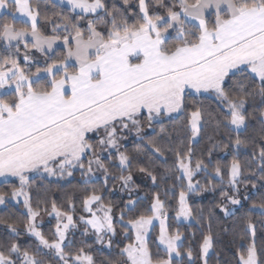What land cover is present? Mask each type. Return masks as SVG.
<instances>
[{
    "label": "snow or ice",
    "instance_id": "1",
    "mask_svg": "<svg viewBox=\"0 0 264 264\" xmlns=\"http://www.w3.org/2000/svg\"><path fill=\"white\" fill-rule=\"evenodd\" d=\"M40 2L0 0V9L9 10L13 17L12 21L7 18L0 21V90H3L0 91V177L18 179L19 187L13 189L11 199L19 203L23 198L24 232L37 242L34 249L31 245L22 249L18 226L0 219V224L7 225L11 240L10 245L0 241V264H41L38 257L47 255H52L57 264H95L94 257L84 247L74 253L66 251L72 246L68 234L77 228L73 215L76 206L71 200L67 211L52 202L49 215L54 213L57 221L52 239L46 238L38 228L35 221L40 209L32 207L26 191L29 174L63 178L79 169L85 177L84 183L88 184L96 178L95 170H99L104 174L102 188L106 189L110 163L116 160L121 174L112 179L120 181L122 190L131 191L133 158L120 150L121 141L133 130L138 140H145L144 122L154 128L161 117L180 116L187 108L188 95L193 93L215 94L231 126L228 130L237 133L245 130L248 116L244 109L249 98L258 94L264 103V0H172L171 6L155 0L157 5L166 8L163 16L150 11L147 0H138L139 13L133 10L134 22H129L127 15L129 0H123V9L115 5L109 9L104 0H67L75 13V22L62 14V23H53L45 17L52 26L54 34L51 36L39 27ZM16 14L26 18L21 21V27L14 22ZM89 15L94 19H88ZM82 20H88L86 29L79 23ZM98 25H102L103 30H99ZM173 32L175 37H172ZM61 39L65 49L61 59L43 69L37 67L35 72H26L21 67V45L27 65L31 63V50L47 57ZM170 39L175 43L170 44ZM41 72L48 77L43 82H40ZM232 77H238L237 83L228 90L225 85ZM257 86L258 93L248 90ZM194 108L188 113L186 124L173 129L178 136L191 133L187 151L177 148L174 152V179L181 184L175 208L177 222L181 218L189 222L195 218L188 204L189 193L216 187L211 179L205 185L199 181L193 183L195 175L202 171L207 173L211 165L210 159L208 163L200 159L192 166L191 144L201 131L204 116L201 107L194 105ZM259 116L264 118V109ZM260 123V139L264 140V119ZM166 136L169 141L172 139L161 128L160 134L148 139L150 162H166V150L161 146ZM252 143L256 144V140ZM231 146L238 150L247 147L248 142L237 135ZM257 147L251 162L257 165L262 174L260 179L264 180V144ZM135 151L144 154L146 149L138 145ZM167 151H172L171 147ZM125 170H128L127 175L123 174ZM139 171L156 183L157 176L152 171L145 167H140ZM245 171L256 175L251 167L245 169L235 155L226 169L227 181L219 162L212 169L213 178H219L221 184L227 183L232 191L231 195L221 191L218 207L225 216L232 211L223 201L241 205L237 198L238 184ZM162 179L167 181L168 177ZM184 181H187L186 187ZM84 192L82 209L88 216H80L84 227L82 235L87 237L91 229L97 244H104L108 236L106 246L110 249L119 223L124 239L130 241L119 252L120 264H185V257L188 264L194 261L191 246L181 251L183 234L179 230L170 231L169 213L158 193L139 215L124 223L125 212H133L138 201L129 199L116 221L111 204L103 203L101 189L93 187L89 191L86 188ZM5 203L6 194H0V205ZM252 209H259L264 216V202L253 204ZM157 221V255L163 252L166 259H154L149 247V236ZM244 223L252 241L246 249L238 248L237 264H264L255 244V225L250 218ZM212 248L213 237L209 230L199 244L203 264H208L207 256Z\"/></svg>",
    "mask_w": 264,
    "mask_h": 264
},
{
    "label": "trees",
    "instance_id": "2",
    "mask_svg": "<svg viewBox=\"0 0 264 264\" xmlns=\"http://www.w3.org/2000/svg\"><path fill=\"white\" fill-rule=\"evenodd\" d=\"M104 2L108 5L109 9L114 5L121 9L125 7L123 0H104ZM147 3L149 4L150 11L155 10L157 14L162 16L166 15V8L157 5L155 0H147ZM162 3L171 6L172 0H162ZM129 5L130 7L127 11L129 22H134L136 16L133 15V10L135 13H139L138 0H129ZM61 14L65 17L72 18L73 22H75V13L66 5L53 0H41L39 24L41 31L46 35H53L52 26L44 18L48 17L53 23H62L60 19ZM101 15H103L102 10ZM5 18L9 21L13 20L11 13H0V21H3ZM211 18L214 19V17ZM88 19H94V17L89 15ZM14 22L17 27L23 26L20 20L15 19ZM79 23L82 28L86 29L88 20H82ZM97 27L99 30H103L102 25H98ZM60 34L61 36L64 35L62 30ZM175 35L173 32L172 37H175ZM169 43L172 44L175 41L170 39ZM64 51L65 49L63 48L56 49L54 52L47 54L46 57L33 49L29 52L31 63L26 65L23 59L24 49L23 45H21L19 61L21 67L26 72H35L37 67L43 69L53 61L61 59ZM47 78L41 77L40 82H43ZM237 79L238 77L230 78L225 88L232 90L237 83ZM248 90L258 93V86L249 88ZM186 103L187 108L183 114L180 116L175 115L172 118L161 117L154 128H150L147 122H144L142 132L147 133L145 140H138L133 130L127 134L128 138L126 140L121 141L123 146L120 150L126 151L133 158L131 166L133 181L129 186L131 191L128 189L122 190L120 181L118 179H112L113 176L118 177L121 174L117 166L118 161L116 160L110 163V175L106 189L102 188L104 174L99 170H95V177L98 179L94 178L88 184L84 183L85 177L81 176L79 169L74 170L72 176L65 174L63 178L59 176L53 178L36 177L29 180L27 191L31 199L32 207L34 209L39 208L41 214L51 213L53 201H55L57 207L62 211L68 210L70 200L75 203L76 207L73 215L77 223V228L73 229L74 232L68 235L69 240L72 241V246L66 248V251L74 253L80 247H84L85 251L94 257L95 264H120L122 260L119 252L124 247L123 243L112 241V247L109 249L106 245L95 243V236L90 230L87 237L82 235L84 227L80 224V216H85V212L82 209L84 190L87 188L91 191L93 187H96L101 189L100 194L104 197L103 203L105 205L111 204L113 216H120L122 210H124V205L129 199L138 201L137 207L133 212H125V219L123 221L125 223L128 219L139 215L145 207L150 205L153 196L158 193L169 213L168 224L170 225V231L174 232L179 230L183 234L184 240L181 251L189 246L194 249L195 259L192 264H203V261L200 259L199 244L203 235L207 234L209 230L213 237V248L207 257L208 264H237L238 248L243 247L246 249L252 241L251 233L244 223L245 219L250 218L255 225V244L258 257L264 261V216L260 214L259 209H252L253 204L259 205L264 202V180L260 179L262 174L257 168V165L251 162L253 152L258 151L257 145L264 144V140L260 139L262 127L260 120L264 118L259 116L260 110L264 109V103H261V98L258 94L254 98H249L244 109L245 115L248 116L247 128L239 133L228 130L231 126L227 124L220 110L223 106L219 105L215 94H190L187 97ZM194 105L203 109L204 116L198 139L191 144L193 148L192 164L195 165L196 161L200 159L208 163L210 159L211 165L208 172L205 173L202 171L196 178L201 185H205L211 179L216 187L215 189L191 193L188 197V204L195 218L190 223H178L175 219V208L177 207L181 184L174 179L176 174V157L174 152L177 148H181L185 152L187 151L191 133L187 132L178 136L173 129L178 125L182 126L186 124L188 113L195 110ZM161 128L165 129L172 137L170 141L167 139V136L164 141H161V146L166 150L167 160L166 162H162V160L150 162L149 153H151V148L148 147L147 141L148 139L155 138L157 134H160ZM237 135L248 142L247 147L242 146L237 150L231 146ZM253 139L256 140V144L252 143ZM138 145L146 149L144 154L136 153L135 149ZM225 145H229V147L226 148ZM169 147H171L172 151H167ZM234 155L239 159L245 169L251 167L255 170L256 175L253 176L245 171L244 177L241 178V182L238 184L240 192L238 196H241L243 199L247 197V199L231 215L224 216L218 207L222 200L221 191H228L230 195L232 191L227 183L221 184L219 178H213L214 173L212 169L219 162L225 170L224 179L227 181L226 169L230 165ZM87 159L88 157H85V161ZM140 167L147 168L157 176L155 184L151 177L139 171ZM123 174L127 175L128 170H125ZM165 176L168 177L167 181L162 179ZM245 180H247V183L244 182ZM253 183L256 184V187H253ZM173 185L175 186L173 187ZM183 186L185 187L184 182ZM18 187L19 185L13 181L2 183L0 184V194H6L7 199L11 196L13 189ZM223 203H226V200ZM250 209L252 210L249 211ZM0 219H4L8 223H15L18 226L22 233L18 238L22 249L29 245L34 249L36 241L32 240L24 232L26 213L23 211L22 204L15 205L8 202L4 207H0ZM198 220L199 223L197 222ZM54 228L55 223L53 222L42 226L40 230L46 238L52 239L51 233L54 232ZM8 235L7 225L0 224V241H4L7 245H10L11 240L8 239ZM149 247L154 259H166V254L163 252L157 255V248L153 237L149 239ZM38 259L41 260V264H57V260L52 255L49 258L40 256ZM185 264H188L187 257H185Z\"/></svg>",
    "mask_w": 264,
    "mask_h": 264
},
{
    "label": "rangeland",
    "instance_id": "3",
    "mask_svg": "<svg viewBox=\"0 0 264 264\" xmlns=\"http://www.w3.org/2000/svg\"><path fill=\"white\" fill-rule=\"evenodd\" d=\"M53 1H57V2H59V1H61V0H53ZM61 4H64V5H66L67 6V0H63V3L62 2H60ZM68 7V6H67ZM6 13V12H8V13H10L9 12V10H7V9H0V13ZM12 15V14H11ZM19 15V14H18ZM60 48H64V45H63V40L61 39V40H58L57 42H56V44H55V48L54 49H60ZM41 77H47V75L45 74V73H43V72H41ZM0 91H3V90H0ZM199 136V135H198ZM198 136L194 139V141H193V143L198 139ZM192 166L193 167H195V165H193L192 164ZM201 172H199V173H197L196 175H195V177H194V179H193V183H195L196 181H198L197 180V176L200 174ZM184 183H185V187H186V185H187V181H184ZM26 191H27V189H26ZM28 192V191H27ZM240 193V192H239ZM191 193H189L188 194V197H189V195H190ZM188 197H187V199H188ZM237 198L238 199H240L241 200V204L244 202V200L245 199H243V198H241V196H237ZM12 203V204H15V205H18V204H22V208H23V211L26 213V209L24 208V206H23V198H20V202L19 203H17V201H15V200H13V199H11V196L10 197H8L7 199H6V203ZM6 203L4 204V205H0V207H4L5 205H6ZM231 211H232V213L235 211V209L238 207V206H233V205H231V204H229L227 201H226V203H224ZM95 207V206H94ZM223 213V212H222ZM223 215L225 216V214L223 213ZM88 216V213H86L85 212V217H87ZM176 216V215H175ZM114 217V219L116 220V221H119V219H120V216H113ZM193 220H191L190 222H192ZM36 224H37V226H38V228L40 229L42 226H44V225H46V224H50V223H55V225H56V218H55V214L53 213L52 215H49V213L48 214H41L40 213V215L36 218ZM189 221H185V220H183L182 218H181V220L178 222V223H190ZM125 223V222H124ZM91 232H92V230L91 229H89ZM54 231H55V228H54ZM74 232V230L72 229V230H70V232H69V234L68 235H70L71 233H73ZM116 236H114V237H112V241H116V242H119V243H123L124 244V246L126 245V244H128L130 241L129 240H125L124 239V230L120 227V224L119 223H117L116 224ZM251 233V232H250ZM159 234V222L157 221V222H155V227L152 229V231H151V234H150V236H149V239L151 238V237H153L154 238V241L156 240V236ZM28 236V235H27ZM95 236V235H94ZM28 237H30V236H28ZM32 240H34V238H32V237H30ZM108 236H105V243L103 244V245H107V241H108ZM35 241V240H34ZM37 243V242H36ZM107 247V246H106ZM210 252H211V250H210ZM210 252H209V254H210ZM208 254V255H209ZM47 258H49V257H51V255H47L46 256ZM208 257V256H207ZM167 258V257H166ZM46 259V258H45Z\"/></svg>",
    "mask_w": 264,
    "mask_h": 264
},
{
    "label": "crops",
    "instance_id": "4",
    "mask_svg": "<svg viewBox=\"0 0 264 264\" xmlns=\"http://www.w3.org/2000/svg\"><path fill=\"white\" fill-rule=\"evenodd\" d=\"M55 2H57V1H55ZM59 2H61V1H59ZM67 6H68V8L70 9V6L67 4ZM78 11V10H77ZM3 13V12H2ZM5 13V12H4ZM214 17V16H213ZM15 19L16 20H20V21H22V20H25L26 18L25 17H21L20 15H18V14H16V16H15ZM55 48V44H54V46H53V49ZM64 49V48H63ZM56 49H54L53 51H51V52H49V53H47V54H50V53H52V52H54ZM38 52V51H37ZM38 53H40V52H38ZM192 95H196V94H192ZM199 95H210V94H208V93H201V94H199ZM176 114H173V116H175ZM29 176H30V179H32V178H36V177H40L39 175H36V174H32V173H30L29 174ZM43 177H45V178H53V177H56V176H53V177H49V176H47L46 174L43 176ZM10 181H13V182H16L18 185H19V181H18V179H16V178H14V177H8V178H4V177H0V184H2V183H5V182H10Z\"/></svg>",
    "mask_w": 264,
    "mask_h": 264
}]
</instances>
